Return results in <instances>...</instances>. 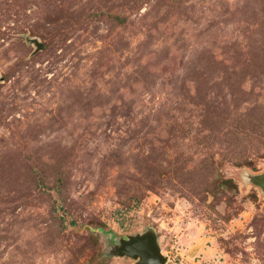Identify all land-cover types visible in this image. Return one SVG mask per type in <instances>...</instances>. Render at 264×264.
<instances>
[{"label": "rangeland", "instance_id": "374dc122", "mask_svg": "<svg viewBox=\"0 0 264 264\" xmlns=\"http://www.w3.org/2000/svg\"><path fill=\"white\" fill-rule=\"evenodd\" d=\"M259 174L264 0H0V264H264Z\"/></svg>", "mask_w": 264, "mask_h": 264}, {"label": "water", "instance_id": "95a60500", "mask_svg": "<svg viewBox=\"0 0 264 264\" xmlns=\"http://www.w3.org/2000/svg\"><path fill=\"white\" fill-rule=\"evenodd\" d=\"M37 49L41 44L35 42ZM251 181L264 190V174L250 177ZM119 255L138 258L136 264H164L165 257L156 242L153 233L148 232L142 236H128L122 239L120 244L115 248Z\"/></svg>", "mask_w": 264, "mask_h": 264}]
</instances>
